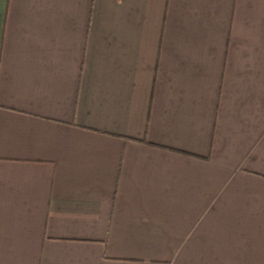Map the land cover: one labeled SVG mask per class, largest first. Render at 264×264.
Returning <instances> with one entry per match:
<instances>
[{
  "label": "crops",
  "instance_id": "crops-1",
  "mask_svg": "<svg viewBox=\"0 0 264 264\" xmlns=\"http://www.w3.org/2000/svg\"><path fill=\"white\" fill-rule=\"evenodd\" d=\"M0 264H264V0H0Z\"/></svg>",
  "mask_w": 264,
  "mask_h": 264
}]
</instances>
